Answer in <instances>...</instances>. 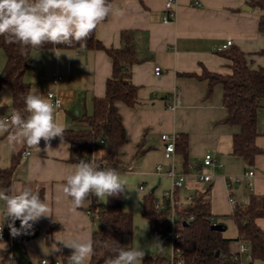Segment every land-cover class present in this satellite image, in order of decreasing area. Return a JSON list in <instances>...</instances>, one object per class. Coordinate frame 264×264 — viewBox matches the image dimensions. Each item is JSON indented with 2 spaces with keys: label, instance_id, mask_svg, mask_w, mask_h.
I'll return each instance as SVG.
<instances>
[{
  "label": "crops",
  "instance_id": "1",
  "mask_svg": "<svg viewBox=\"0 0 264 264\" xmlns=\"http://www.w3.org/2000/svg\"><path fill=\"white\" fill-rule=\"evenodd\" d=\"M165 1L112 0L113 12L98 24L95 36L104 46L112 48L124 45L122 32L130 33L134 41L136 60L130 65V79L137 87L138 103L133 107L118 103L125 128L120 149L125 170L118 173L130 188L125 190L122 208L133 215V232L124 237L123 247L143 249L145 257L167 259L171 254L165 253L167 239L151 232L142 211L147 191L154 190L153 195L158 198L170 188L171 179L164 172L171 163L177 174L186 175L177 194L180 200L195 191L210 190L215 224H224L223 216L231 217L234 207L230 198L236 200V205L245 207L250 195H264V155H256L254 164L247 166L242 157L232 153V138L239 127L222 122L227 112L222 104L221 84L216 83L209 91L208 80L201 77L204 70L222 75L231 72L230 59L215 51L216 46L227 40L232 41L230 47L244 52L252 68L264 67V33L258 29L263 11L248 5L247 0H174L175 16L166 23L163 21ZM245 6L250 9H244ZM5 62V52L0 47V73ZM157 66L162 69L159 75L155 74ZM53 72L61 76L55 87L62 100L60 108L53 106L56 122L65 129L83 128L78 118L90 114L94 98L104 95L106 80L112 72L111 58L97 49L33 51L24 74V80L30 84L29 92L37 91L48 99ZM11 103V92L0 86V118L12 114ZM172 105H175L173 109ZM257 130L255 144L264 148V121L259 122L258 112ZM163 133L170 136L183 133L187 137L186 151L177 149L172 161L163 154ZM10 134L0 135V168L10 166L13 153L21 152L11 188L30 187L34 193H40L52 216L35 222L27 231L32 236L24 241V232L0 239V247L6 246V250L0 251V264H8L9 254L13 255L15 264H40L44 258L61 259L66 264L71 249L49 252L55 237L86 240L97 225L92 213H88L87 201L76 208L63 193L65 176L77 165L69 160L70 145L57 137L47 151L43 150L45 142L41 140V151H37L23 143H11ZM25 150L29 154L22 157ZM103 151L104 144L99 143L93 159H99ZM206 153L213 155L215 165L202 163ZM158 164L162 167L160 172L156 170ZM247 170L254 171L251 178L244 176ZM199 173H212L214 178L210 182L200 181ZM236 176L241 177L238 183L232 181ZM249 181L253 183L252 190ZM140 185L147 191H142ZM99 202L104 206L105 202ZM215 217H219L218 221ZM10 223L4 202L0 201V224L10 229ZM15 223L20 228V221ZM256 224L264 230V218L256 219ZM235 241L234 246L230 243L232 254L238 251L240 241ZM169 244L171 247L170 240ZM243 259L246 261L245 256ZM258 261L262 260H254L252 264L263 262Z\"/></svg>",
  "mask_w": 264,
  "mask_h": 264
},
{
  "label": "trees",
  "instance_id": "2",
  "mask_svg": "<svg viewBox=\"0 0 264 264\" xmlns=\"http://www.w3.org/2000/svg\"><path fill=\"white\" fill-rule=\"evenodd\" d=\"M111 1L108 0V3ZM247 3L263 11L259 17L258 29L264 33V0H247ZM121 38L124 42L121 48L106 47L96 38L94 30L83 47L76 45L68 48L62 44L55 45L57 49L103 50L111 58L112 72L106 80L104 95L94 98L90 114H83L78 118L83 128L65 129L63 140L70 145L71 162L78 164L81 160L90 161L97 163L101 168H111L117 172L125 170V164L120 158L125 128L118 103L129 107L138 103L137 87L130 79V65L136 60L134 41L128 32H122ZM0 47L6 56L5 65L0 73V86H5L11 92L12 114L19 112L25 116L24 97L30 91V84L24 80V74L31 54L33 51L51 49L53 46L46 44L41 49L25 48L22 53L20 45L5 43L4 37L0 36ZM223 53L231 61V72L222 75L204 70L201 77L208 80L209 91L216 83L221 84L222 104L227 112L222 122L239 127V131L232 138V153L242 157L247 166H252L256 155H264V148L255 144L258 135L257 112L264 106V67L252 68L246 55L238 47H229ZM100 140L104 141V151L99 159L94 160L93 153ZM186 148V134H176L175 151L180 149L185 152ZM20 156L21 152L13 153L10 166L0 168L1 190L11 188L12 174ZM39 195L41 198L40 193ZM123 195L109 196L104 206L91 195L85 200L97 223L91 235L94 241V254L89 258L88 264H109V260L115 255L109 249L123 247L124 237L132 234L133 215L122 208ZM154 200L153 192L144 196L142 215L149 221L151 232L163 236L167 219L165 214L155 211ZM177 213L179 216L177 236L173 244L175 249L181 251L184 264H232L233 254L230 251L232 240L248 244L252 255L250 264L254 260L264 262V230L256 224V219L264 218V195L252 194L245 207L240 205L234 207L231 218L238 233L234 239L226 237L224 231L212 228L214 220L209 189L195 191L190 201L177 207ZM14 227L19 229L16 223ZM31 236L32 234L28 232L23 233V241ZM164 260L165 258L160 256L145 257L142 264H162Z\"/></svg>",
  "mask_w": 264,
  "mask_h": 264
},
{
  "label": "clouds",
  "instance_id": "3",
  "mask_svg": "<svg viewBox=\"0 0 264 264\" xmlns=\"http://www.w3.org/2000/svg\"><path fill=\"white\" fill-rule=\"evenodd\" d=\"M113 12L108 0H0V36L5 43L18 44L25 48L41 49L46 44H62L68 48L84 46L98 24ZM58 55V54H57ZM27 116L14 112L11 117L0 118V135L11 133V143H23L28 148L41 151L40 142H45L44 151L51 147V141L59 137L63 140L65 128L56 122L54 107L49 99L29 92L24 97ZM130 189L127 181L115 169H104L90 161L81 160L74 171L65 176L63 193L70 197L73 207H81L91 195L106 202L109 196H120ZM0 201L4 202L5 216L10 218L11 234H26L35 222L50 217L49 206L41 200L39 193L30 187L0 190ZM16 220L20 228L14 227ZM49 252H61L63 248L72 250L71 264H85L94 254V241L78 238L59 239ZM107 247V245H105ZM6 246L0 247V251ZM115 255L109 264H142L146 252L140 248L111 247ZM8 264H15L9 254ZM44 264H49L48 260Z\"/></svg>",
  "mask_w": 264,
  "mask_h": 264
},
{
  "label": "built area",
  "instance_id": "4",
  "mask_svg": "<svg viewBox=\"0 0 264 264\" xmlns=\"http://www.w3.org/2000/svg\"><path fill=\"white\" fill-rule=\"evenodd\" d=\"M174 3V0H166L164 3V18L163 21L169 22L171 21L175 13L172 9V5ZM232 45L231 40H227L225 43L218 45L215 47L216 52H223L226 49H228ZM162 69L160 67H155V74L159 75L161 73ZM61 76L57 72H53L51 76V83L52 88L47 91V98L50 100V102L55 106L56 108H60L62 106V100L58 96L56 92V85L58 84ZM177 96H179L177 94ZM172 109L175 107V105L170 106ZM5 117H11V115L3 116ZM161 140L163 141V154L164 157L170 161H172L173 156L175 154V136H170L167 133L161 134ZM101 144H104L103 140H100ZM27 154H29L28 150H25L22 153V157H25ZM202 163L207 166L215 165L217 163L216 159L213 157L212 154L206 153L203 157ZM221 166V164H219ZM109 169V168H107ZM162 169L161 165L158 164L156 166V170L160 172ZM165 175H167L171 179V186L169 189L163 192V194L155 198L154 200V209L157 213L165 214L166 216V227L165 231L163 233V237L165 239L170 240L171 242V254L170 256L163 261L162 264H184L182 258H181V251L178 249H175L173 241L175 237L177 236L176 228L178 225L179 216L177 213V207L184 204L185 202L190 201L191 196L187 197L185 200H180L177 196V191L179 188H181L185 181H186V175L185 174H177L174 171L173 163L170 164L169 168L165 170ZM254 175L253 170H247L244 173V176L251 178ZM214 178V175L212 173H199L198 179L200 181L204 182H210ZM234 182L238 183L241 181V177H233ZM248 187L250 190L253 189V183L252 181L248 182ZM139 188L142 191H147L146 187L144 185H140ZM150 193V191H147ZM230 204L235 207L236 206V200L234 198L229 199ZM88 213L90 211L88 210ZM192 219V217H190ZM11 229L6 228L4 225L0 224V239H7L11 238ZM243 256L246 257V261L243 259ZM48 260L49 264H64L61 259H41L40 264H44V261ZM252 260V255L250 253V247L248 244L244 241H240L238 245V251L237 253L233 254L232 256V264H249V262ZM66 264H71L69 258Z\"/></svg>",
  "mask_w": 264,
  "mask_h": 264
},
{
  "label": "rangeland",
  "instance_id": "5",
  "mask_svg": "<svg viewBox=\"0 0 264 264\" xmlns=\"http://www.w3.org/2000/svg\"><path fill=\"white\" fill-rule=\"evenodd\" d=\"M263 104H264V100H263ZM258 119H259V122H261V123L264 121V107L259 108ZM215 218L218 221L219 217H215ZM221 218L223 220L222 223H224V225L227 227V229L224 231V235L226 237H229L232 239L236 238L238 236V233H237V228H236V225H235L233 219L231 217H228V216L227 217L223 216ZM235 243H236V241L232 240L231 245L234 246ZM168 251L171 252V247L169 244V240L167 239L166 245H165V253H168ZM258 262H262V261H258ZM262 264H264V262H262Z\"/></svg>",
  "mask_w": 264,
  "mask_h": 264
},
{
  "label": "water",
  "instance_id": "6",
  "mask_svg": "<svg viewBox=\"0 0 264 264\" xmlns=\"http://www.w3.org/2000/svg\"><path fill=\"white\" fill-rule=\"evenodd\" d=\"M244 9L249 10L250 6H245ZM153 191L154 190H152L151 192H153ZM212 228L216 229V230H219V231H224L225 230V226H223L221 223L212 224Z\"/></svg>",
  "mask_w": 264,
  "mask_h": 264
}]
</instances>
